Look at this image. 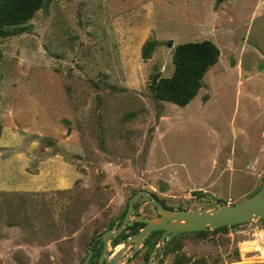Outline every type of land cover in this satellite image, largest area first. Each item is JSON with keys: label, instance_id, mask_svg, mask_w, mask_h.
I'll list each match as a JSON object with an SVG mask.
<instances>
[{"label": "rangeland", "instance_id": "1", "mask_svg": "<svg viewBox=\"0 0 264 264\" xmlns=\"http://www.w3.org/2000/svg\"><path fill=\"white\" fill-rule=\"evenodd\" d=\"M2 29L0 264H82L140 188L196 209L260 187L264 0H42ZM203 38L220 53L197 94L158 98L152 76L171 74L175 44ZM57 162L70 166L67 186L19 187ZM154 211L140 197L132 214ZM148 247L120 264H145ZM156 264H264V219L182 231Z\"/></svg>", "mask_w": 264, "mask_h": 264}, {"label": "water", "instance_id": "2", "mask_svg": "<svg viewBox=\"0 0 264 264\" xmlns=\"http://www.w3.org/2000/svg\"><path fill=\"white\" fill-rule=\"evenodd\" d=\"M160 74L161 70L153 74L151 80L152 84L157 82V78ZM140 197L155 205L157 211L156 215L132 214L134 203ZM261 218H264V177L260 187L254 193L238 201L223 206L205 205L196 209L171 208L164 205L158 197L149 190L140 188L128 198L127 209L120 223L115 228H107L100 233L99 236L103 241V247L98 257L97 264H101L102 262L103 264H115L116 259L121 255L123 249L129 245V252L125 255L126 260L132 252L139 248L143 239L154 229H162V232L155 246V251L158 252V255L150 260L148 264H156L166 242L179 232L231 225L249 219ZM134 221H143L144 224L137 231L131 233L122 248L115 252L113 256H110L111 251L109 249V244L111 243V239L116 236L126 224H130ZM92 252V248L89 247L82 264H88Z\"/></svg>", "mask_w": 264, "mask_h": 264}, {"label": "trees", "instance_id": "3", "mask_svg": "<svg viewBox=\"0 0 264 264\" xmlns=\"http://www.w3.org/2000/svg\"><path fill=\"white\" fill-rule=\"evenodd\" d=\"M41 3L42 0H0V34L5 33V30L2 29V24H15L30 18ZM156 44L157 42L155 39L146 41L142 51L145 58L150 56V51ZM219 53L220 49L218 45L209 38L186 40L176 43L172 52V62L174 64L173 71L169 75L160 76L155 84L151 82V89L154 90L156 96L160 99L173 101L180 105L188 103L197 94L202 85L203 75L209 67L218 60ZM195 191L197 192L198 190ZM160 201L162 202V200ZM163 204L173 208L172 205ZM124 213L125 211L117 221L116 226L120 223ZM143 224V221H134L130 224H126L124 228L111 239V242H118L120 240V235L121 237L124 236V230L126 228H132V233L137 231ZM227 226L228 225H222L213 228H225ZM112 227L113 224H109L107 228ZM206 230L207 228L197 231L203 232ZM160 232L161 229H154L143 239L144 242L149 243L148 250L153 249ZM102 246L101 238L98 236L91 245L93 253L89 264H94L96 262L102 250ZM146 262L147 261L144 263L146 264Z\"/></svg>", "mask_w": 264, "mask_h": 264}, {"label": "crops", "instance_id": "4", "mask_svg": "<svg viewBox=\"0 0 264 264\" xmlns=\"http://www.w3.org/2000/svg\"><path fill=\"white\" fill-rule=\"evenodd\" d=\"M187 104V103H186ZM57 167H53L49 170H41L40 175L35 176L33 174L29 177V180L23 184L20 182L19 187L27 188V189H35V188H48V187H58V186H67L71 181L72 171L70 166L66 167V164H62L61 162H57ZM46 169V168H45ZM50 177V179L48 178ZM41 177V179H40ZM26 184V185H25Z\"/></svg>", "mask_w": 264, "mask_h": 264}, {"label": "bare ground", "instance_id": "5", "mask_svg": "<svg viewBox=\"0 0 264 264\" xmlns=\"http://www.w3.org/2000/svg\"><path fill=\"white\" fill-rule=\"evenodd\" d=\"M120 244H122V242L119 243L118 245H120ZM124 244H125V243H124ZM141 244H142V243H141ZM141 244H140V245H141ZM140 245H139V247H140ZM129 247H130V246L128 245L125 249H123V251L121 252V255L118 257V259H116L115 264H120V262L123 263V262L125 261V255H126V253L129 252ZM121 248H122V246H121ZM118 250H119V249H118ZM118 250H117V248H116L114 252L111 251L110 256H113V254H114L115 252H117Z\"/></svg>", "mask_w": 264, "mask_h": 264}, {"label": "flooded vegetation", "instance_id": "6", "mask_svg": "<svg viewBox=\"0 0 264 264\" xmlns=\"http://www.w3.org/2000/svg\"><path fill=\"white\" fill-rule=\"evenodd\" d=\"M153 206H154V209H155V211H154V213L153 214H148V215H156L157 214V211H156V207H155V205L153 204ZM145 215H147V214H145ZM161 232H162V229H161ZM161 232H160V234H161ZM133 233V232H132ZM100 235V234H99ZM131 235V234H130ZM160 236V235H159ZM100 237V236H99ZM101 238V237H100ZM158 240V239H157ZM101 241H102V239H101ZM156 244H157V241H156V243L154 244V246H153V249H152V251L155 253V256H154V258L158 255V252L157 251H155V246H156ZM102 245H103V241H102ZM103 247V246H102ZM93 250V249H92ZM102 251V250H101ZM93 253V252H92ZM101 253V252H100ZM100 255V254H99ZM92 256V255H91ZM99 257V256H98ZM91 258V257H90ZM153 258V259H154ZM152 260V259H151ZM97 261H98V259L96 260V262L94 263V264H97ZM149 261H150V259L146 262V264H148L149 263ZM90 263V259H89V262H88V264ZM101 264H103V262L101 263Z\"/></svg>", "mask_w": 264, "mask_h": 264}]
</instances>
